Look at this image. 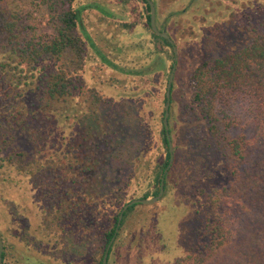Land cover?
Here are the masks:
<instances>
[{"label":"trees","instance_id":"obj_1","mask_svg":"<svg viewBox=\"0 0 264 264\" xmlns=\"http://www.w3.org/2000/svg\"><path fill=\"white\" fill-rule=\"evenodd\" d=\"M16 1L0 0V125L6 122L16 129L28 119L29 123L37 121L40 127L42 117L46 120L53 113L62 114L69 98L76 100L72 101L75 105L83 101L79 102L77 96L82 79L76 72L85 63V40L79 32L85 7H77L75 0H32L45 4L56 24L55 36L42 38L30 34L28 14ZM239 21L241 28L236 22L235 30L242 40L236 44L231 41L222 47L212 32L204 34L207 57L194 72L193 94L185 104L189 117L191 113L200 114L205 121V125L199 123L194 128L197 144L189 145L186 153L202 163H192L194 170L202 172L203 163L214 150L223 157L225 173L222 184L209 190L197 182L198 193L205 195L197 206L203 218L194 231L193 248L177 264H264V17L250 14ZM47 59L49 63L43 65ZM87 103L90 108L82 116L84 128L79 143L85 146L84 154L56 152L44 160L38 148L21 169L36 170L33 181L39 201L45 203L41 224L53 225L49 232L44 229L39 237L34 236L41 253L55 240L63 244L65 233L71 235L88 228L87 208L82 206L88 197L101 209L99 216L111 211L109 227L95 230L90 239L100 233L91 258L92 264H102L127 187L143 172V162L155 148L151 147L155 132L137 101L118 102L92 90ZM246 124L252 129L251 136L233 134L235 128ZM163 133L160 149L165 159L162 165L151 161L154 171L160 170L158 186L170 158L165 126ZM2 135L8 137L0 138V153L13 140L14 132L12 136ZM22 154L16 152L15 156ZM61 156L69 162H62ZM63 170L69 175L60 176ZM93 185L96 189L88 193ZM167 185L165 174V188ZM94 195L98 198L93 199ZM137 205L126 211L122 227ZM0 233L4 240L3 264H12L8 260L9 244Z\"/></svg>","mask_w":264,"mask_h":264},{"label":"rangeland","instance_id":"obj_2","mask_svg":"<svg viewBox=\"0 0 264 264\" xmlns=\"http://www.w3.org/2000/svg\"><path fill=\"white\" fill-rule=\"evenodd\" d=\"M16 2L28 14L30 34L42 38L55 36L56 24L45 4H36L38 2L32 0ZM154 2L157 27L171 35L177 54L171 42L152 27L150 8L145 0H75L77 7H85L79 28L85 40V63L76 72L82 79L77 94L82 103L75 105L72 101L76 100L69 98L67 111L53 113L52 118L46 120L42 117L40 127H37V121L29 123L28 119L22 123L27 124L24 129L20 128L22 125L10 128L6 122L0 125V138L8 137L2 134L12 136L14 132L13 140L0 153V231L9 244L8 260L12 264H92L91 252L100 233H96L93 240H90L91 235L95 230L109 227L111 211L99 216L101 209L88 197L82 204L87 208L88 228L71 235L65 233L64 243L58 244L55 240L50 247H45V255L39 251L34 236L39 237L38 233H43L44 229L49 232L53 225L41 224L45 203L39 201L38 188L33 182L36 170L21 169L22 163L32 158L38 148L44 160L56 152L84 154L85 146L79 145L84 128L82 116L90 108L87 98L92 90L118 102L137 101L136 105H142L145 119L155 132L151 140V147L155 148L144 160L143 172L137 174L127 187L122 206L134 198H144L147 194L153 197L159 192L155 190L160 189L156 182L160 170L154 171L151 161L156 160L162 165L165 159L160 147L167 86L176 57L168 116L173 161L166 172L167 188L158 201L138 204L130 212L125 225L120 226L107 264H177L193 248L194 231L199 219L203 218L199 217L197 206L200 198L205 196L198 193L197 182H202L209 190L222 184L225 173L223 157L214 150L200 173L193 165L201 166L202 163L194 161L195 156L186 155L188 146L197 144L194 128L199 123L205 125L200 114L191 113L189 117L185 109L193 94L194 72L207 57L203 49L204 34L212 32L222 47L231 41L232 44L240 42L241 33L235 30L236 22L240 23V19H246L250 14L254 18L264 17V0ZM238 26L240 30V24ZM48 63L49 59L42 64ZM31 116H35L33 112ZM246 125L235 128L233 134L251 136L252 129ZM29 127H32L31 131L27 130ZM16 152L23 154L15 156ZM9 155H13V159ZM63 158H60L62 162H69V158ZM95 189L96 186H90L87 192L92 193ZM95 198L98 197L94 195ZM89 202H93L91 207ZM86 233L89 235L85 236ZM64 249L73 255L67 256Z\"/></svg>","mask_w":264,"mask_h":264},{"label":"water","instance_id":"obj_3","mask_svg":"<svg viewBox=\"0 0 264 264\" xmlns=\"http://www.w3.org/2000/svg\"><path fill=\"white\" fill-rule=\"evenodd\" d=\"M147 1L150 4V8H151L150 23H151L152 27L160 36L166 38L167 40H169L171 42V44L173 45V48H174V52H175V54H177V46L175 45V42H174L173 38L171 37V35L166 30H160L157 27V24H156V4H155L154 0H147ZM176 60H177V57L175 58L173 71L170 74V78H169V82H168V86H167V104H166V111H165V117H164V126L166 129V134H167V138H168V144H169V150H170V159H169V163H168V165H167V167H166V169H165V171L161 177L159 192L156 195H154L153 197L135 198V199H132L127 204H125V206L122 208L120 215H119L116 233L119 231L124 213L129 208V206H131L135 203L152 204V203L158 201L163 196V194L165 192V174L168 171V169L171 166V163L173 161V142L171 140V136H170V132H169L168 116H169V105H170V100H171V85H172V81H173L174 71H175L176 65H177ZM114 239H115V236H113V238L111 239V241L109 242V244L107 246L102 264H107L110 248L112 246ZM3 250H4V243H3L2 237L0 235V264H3L2 263Z\"/></svg>","mask_w":264,"mask_h":264},{"label":"flooded vegetation","instance_id":"obj_4","mask_svg":"<svg viewBox=\"0 0 264 264\" xmlns=\"http://www.w3.org/2000/svg\"><path fill=\"white\" fill-rule=\"evenodd\" d=\"M145 1L148 3L147 0H145ZM148 4H149V3H148ZM149 5H150V4H149ZM150 12H151V8H150ZM77 156H78V155H77ZM62 175H64V176H65V175L68 176V175H69V172H64V170H63L62 172H60V176H62ZM33 177H34V176H32V178H33ZM33 182H34V181H33ZM34 183H35V182H34ZM142 198H143V197H142ZM144 198H148V197H144ZM149 198H150V197H149ZM134 199H135V198H134ZM129 202H130V201H129ZM127 203H128V202H127ZM127 203H125V204H127ZM125 204H124V206H125ZM137 204H142V203H135V204H133V205H131V206H134V205H137ZM124 206H123V207H124ZM131 206H129V208H130ZM123 207H122V208H123ZM129 208H128V209H129ZM128 209H127V210H128ZM121 210H122V209H121ZM127 210H126V211H127ZM126 211H125V213H126ZM125 213H124V214H125ZM119 215H120V214H119ZM123 217H124V216H123ZM121 224H122V221H121ZM120 226H121V225H120ZM116 228H117V227H116ZM119 233H120V228H119V231H118L117 233H116V230H115V234H114L115 239L117 238V236H118ZM0 235H1V233H0ZM1 237H2V235H1ZM112 238H113V237H112ZM115 239H114V241H115ZM2 240H3V238H2ZM114 241H113V242H114ZM3 243H4V240H3ZM112 244H113V243H112ZM3 251H4V250H3ZM108 259H109V256H108ZM107 262H108V261H107ZM2 263H3V257H2Z\"/></svg>","mask_w":264,"mask_h":264}]
</instances>
